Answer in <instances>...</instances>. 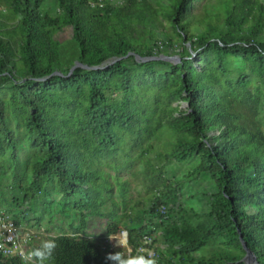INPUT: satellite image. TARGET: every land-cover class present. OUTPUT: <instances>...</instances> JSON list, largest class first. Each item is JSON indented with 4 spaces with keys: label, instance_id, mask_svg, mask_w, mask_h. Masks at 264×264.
Masks as SVG:
<instances>
[{
    "label": "trees",
    "instance_id": "obj_1",
    "mask_svg": "<svg viewBox=\"0 0 264 264\" xmlns=\"http://www.w3.org/2000/svg\"><path fill=\"white\" fill-rule=\"evenodd\" d=\"M43 1L0 0V85L10 90L7 101L0 96V156L15 180L18 212L41 202L77 219L70 232L49 236L57 247L46 264H111L84 235L90 216L106 218V236L127 232L125 256L148 236L158 264H244L239 227L264 264V0H215L222 23L210 12L203 25L190 16L195 0H174L162 13L176 34L166 41L154 36L162 23L151 0H54L53 14L42 12ZM65 26L77 56L61 66L57 35ZM128 31L152 43L135 42ZM171 53L179 60L136 56ZM10 118L21 121L34 151L29 181L17 178L22 144ZM159 134L167 136L164 160L197 159V175L213 183L207 209L184 206L179 180L145 160L146 209L105 211L113 181L101 164L113 159L122 135L138 146ZM115 180L125 197L127 182ZM24 216L14 220L21 226ZM209 243V255H197ZM29 244L33 250L41 242ZM0 264L32 261L0 253Z\"/></svg>",
    "mask_w": 264,
    "mask_h": 264
},
{
    "label": "rangeland",
    "instance_id": "obj_2",
    "mask_svg": "<svg viewBox=\"0 0 264 264\" xmlns=\"http://www.w3.org/2000/svg\"><path fill=\"white\" fill-rule=\"evenodd\" d=\"M174 0H151V3L160 10L158 20L162 23L161 31H156V39L159 41H166L167 37L175 38L176 34L172 25L162 15L164 10H168L170 2ZM42 12H48L53 14L57 13L54 0H44L42 3ZM216 14L213 18L214 23H222V13L219 12L217 2L215 0H195L190 8V16L194 20H200L201 25L204 24L202 18L204 15ZM8 17H11L9 15ZM16 16L11 17L10 20L15 21ZM207 19V18H206ZM206 21V20H205ZM195 27V25H193ZM192 30L196 31V27ZM131 31H128L130 33ZM144 32L136 33L132 31L131 37L134 39L140 38L141 41L146 43H152L147 40V35H143ZM129 35V36H130ZM166 38V39H165ZM60 45V63L61 66H66L75 61L77 56V50L74 49V43L70 36V28L65 26L63 31L57 35ZM136 42V41H135ZM171 53L170 55H174ZM238 67V64H233V68ZM235 70V69H234ZM8 84V83H7ZM9 86L5 83L0 85V96L7 101L9 97ZM185 102L181 101V106L184 107ZM10 124L14 128V135L20 140L22 147L19 152V164L17 169V178L29 181L31 179L30 173V162L33 156V149L30 147L29 141L23 131L21 121L17 123L13 118H10ZM4 145V141H2ZM168 150L167 136L159 134L156 137L146 141L138 146H134L128 135H122L120 140V146L115 150V156L112 160L106 159L101 168L105 173L110 174V178L113 181L112 195L110 198L106 197V203L104 210L108 209L115 210L118 214L120 213H141L142 210L146 209V204L149 200L150 193L145 189L142 184V170L144 168L145 160H148L150 164L155 167H162L164 175L168 179L176 178L179 180L180 191L183 195L182 203L184 206H193L198 210H206L208 205V196L213 183L207 176H198V170L195 168L197 159L190 163H177L175 160L166 161L160 155ZM6 155L0 156V209L5 211H16V217L14 219L19 220L23 217L24 213H20L16 210L19 201L13 203V195H16V185L14 177L9 167H6L4 161ZM115 178L125 180L128 184V190L125 197H121L117 190V181ZM52 195L56 198L55 187H52ZM42 201V200H41ZM113 201L115 204H113ZM114 207V208H112ZM14 215V214H13ZM26 218L21 226L31 230L34 233V239L43 242L49 240V236H53L59 232H70V223H77V219H71V216H64L57 209L56 205L47 207L43 203L39 202L34 205V208L24 216ZM106 218L100 216H90L87 218V226L84 230V235L94 237L99 243L105 253H116L120 252L123 255H127L130 252V248L126 246H119L116 239L120 238V234L110 240L109 236H106L105 231ZM156 237V244L158 246H164L161 244L162 238L159 231L156 230L154 233ZM214 244H206L202 249L198 250L197 255L208 256L210 249ZM112 264V262H111Z\"/></svg>",
    "mask_w": 264,
    "mask_h": 264
},
{
    "label": "built area",
    "instance_id": "obj_3",
    "mask_svg": "<svg viewBox=\"0 0 264 264\" xmlns=\"http://www.w3.org/2000/svg\"><path fill=\"white\" fill-rule=\"evenodd\" d=\"M109 1L115 0H98V5L103 6ZM158 211L163 213L165 211L164 205L157 207ZM34 233L27 228H22L16 223L10 213L0 209V253L5 257H19L25 261H31L27 258V253L31 251L29 242L34 238ZM120 241H123V246H127V232L121 230ZM119 244V242L116 240ZM152 239L145 236L138 249H143V254L149 253L157 257L156 251L150 247Z\"/></svg>",
    "mask_w": 264,
    "mask_h": 264
},
{
    "label": "clouds",
    "instance_id": "obj_4",
    "mask_svg": "<svg viewBox=\"0 0 264 264\" xmlns=\"http://www.w3.org/2000/svg\"><path fill=\"white\" fill-rule=\"evenodd\" d=\"M110 240H114L113 237H109ZM119 242V246L123 245V241L116 239ZM57 244L55 240H45L41 243L39 248H35L27 253V258L32 261V264H46V261L50 260L55 252ZM143 249H138L136 255L125 256L120 252L109 253L106 259L111 261L112 264H158V259L153 254L149 253L147 256L143 254Z\"/></svg>",
    "mask_w": 264,
    "mask_h": 264
},
{
    "label": "water",
    "instance_id": "obj_5",
    "mask_svg": "<svg viewBox=\"0 0 264 264\" xmlns=\"http://www.w3.org/2000/svg\"><path fill=\"white\" fill-rule=\"evenodd\" d=\"M187 47L189 49V51L194 55V52L191 50V47H190V44L187 43ZM137 58L141 59V60H144V59H163V60H169V61H178L179 60V56L177 55H164V54H161V55H158V56H152V57H142V56H138L136 55ZM79 65H82L80 62H75L72 67L70 68V71L71 72L76 66H79ZM96 68V67H95ZM236 232L238 233L239 235V239L241 241V245H242V248H243V256L241 257V260L244 264H261L257 258V254L256 252L247 244V242L244 240L243 238V234L241 233L240 231V228L239 227H236Z\"/></svg>",
    "mask_w": 264,
    "mask_h": 264
}]
</instances>
